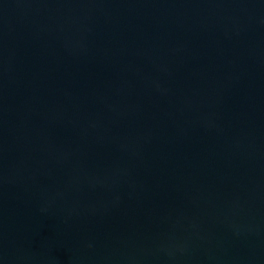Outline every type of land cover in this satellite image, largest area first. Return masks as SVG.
Listing matches in <instances>:
<instances>
[{"label": "water", "instance_id": "1", "mask_svg": "<svg viewBox=\"0 0 264 264\" xmlns=\"http://www.w3.org/2000/svg\"><path fill=\"white\" fill-rule=\"evenodd\" d=\"M0 264H264V0H0Z\"/></svg>", "mask_w": 264, "mask_h": 264}]
</instances>
